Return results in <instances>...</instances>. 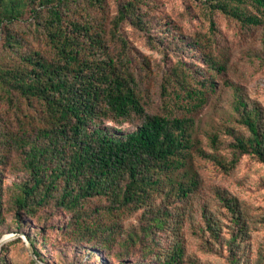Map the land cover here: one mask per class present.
I'll return each mask as SVG.
<instances>
[{
	"label": "trees",
	"instance_id": "trees-1",
	"mask_svg": "<svg viewBox=\"0 0 264 264\" xmlns=\"http://www.w3.org/2000/svg\"><path fill=\"white\" fill-rule=\"evenodd\" d=\"M117 1L113 15L110 0H0V240L25 234L43 262L38 238L58 232L57 264H103L96 251L109 264H216L206 255L264 264V246L253 257L264 223L194 164L231 172L251 156L264 165V107L225 81L229 120L207 134L212 153L201 147L197 113L220 102L215 77L225 71L205 37L214 73L198 79L179 62L162 85L171 94L165 109L186 113H148L122 25L160 39L166 52L172 42L179 53L196 51L201 41L158 31L150 0ZM195 1L257 31L264 64V0ZM28 19L34 29L23 35ZM125 122L135 129L109 125ZM222 135L232 139L230 160Z\"/></svg>",
	"mask_w": 264,
	"mask_h": 264
},
{
	"label": "rangeland",
	"instance_id": "rangeland-1",
	"mask_svg": "<svg viewBox=\"0 0 264 264\" xmlns=\"http://www.w3.org/2000/svg\"><path fill=\"white\" fill-rule=\"evenodd\" d=\"M117 2V0H110V11L113 15H116ZM149 5L151 14L156 17L155 22L160 24V20H163L158 26V31L167 33L166 36L171 33L176 37H189L194 42L201 41V47L196 51L179 53L174 50L176 44L172 42L169 46L171 51L166 52L159 44L160 39L150 40L145 37L144 33L129 24L122 25L121 33L133 55V66L136 67L142 78L141 95L148 113L166 115L171 112L173 117H182L186 113L178 107L176 110H169V112L165 109L164 105L169 104L171 94L163 96L162 85L169 82V77H173L174 68L179 62L183 63L186 68L197 71L198 79L203 80L211 75L210 73L213 71L208 70L202 52L206 49L203 44L205 37L210 38L211 43V47L207 48L206 53L211 52L217 61L225 66V71L215 77V83L221 93L220 102L217 103L212 98V103L216 106H206L197 113L196 117L199 126L197 135L201 147L208 153H212L207 134L217 130V126L225 125L229 120V94L224 90L226 89L225 81L243 87L244 92L251 100L259 102L264 107V64L255 57L261 48V46L258 47V32L248 30L239 22L221 13L205 10L195 0H150ZM33 22V19H28L21 23L19 30L23 35L33 31ZM167 23H170L169 27L165 26ZM205 45L208 44L205 42ZM171 91L172 86L170 93ZM109 125L114 126L118 131L129 132L135 129L136 123L125 122L121 125L109 123ZM231 127L236 130L241 128L236 122H232ZM221 141L220 152L230 160L232 155L227 146L232 142V139L222 135ZM194 164L205 180L209 182L208 185L220 186L229 191L231 195L239 199L251 216L257 220L261 219L260 223H264L263 164L251 156L241 157L231 172H224L212 162L198 157L195 158ZM65 219V216H61L60 222ZM9 236L15 237L2 245L6 247L4 255L7 264L58 263L59 256L56 255L55 250L63 243L60 233L52 232L43 243V238H38L40 244L45 245L46 243V246L41 245L39 250L44 259L43 262L33 257L31 248L33 251L34 248L32 245L30 247L31 243L25 234L11 233ZM260 246H264V224H261L259 230L253 234L254 258ZM96 254L99 262L109 264L103 254L99 251H96ZM202 258L216 264L220 262L217 257L209 255L202 256Z\"/></svg>",
	"mask_w": 264,
	"mask_h": 264
},
{
	"label": "water",
	"instance_id": "water-1",
	"mask_svg": "<svg viewBox=\"0 0 264 264\" xmlns=\"http://www.w3.org/2000/svg\"><path fill=\"white\" fill-rule=\"evenodd\" d=\"M16 236H17V235H16ZM13 237H15V236H9V235H7V236L3 237V238L0 240V254H1V247H2V245H3L5 242H7L8 240H10L11 238H13ZM30 247H31V244H30ZM31 251H32V255H33V257H34L35 259H37V257H36V255H35L34 251L32 250V248H31Z\"/></svg>",
	"mask_w": 264,
	"mask_h": 264
}]
</instances>
